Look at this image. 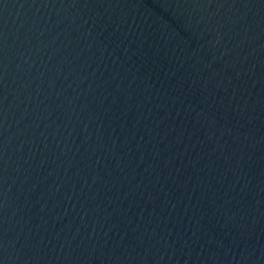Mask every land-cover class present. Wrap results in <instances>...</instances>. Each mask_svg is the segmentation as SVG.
<instances>
[{"label": "water", "instance_id": "water-1", "mask_svg": "<svg viewBox=\"0 0 264 264\" xmlns=\"http://www.w3.org/2000/svg\"><path fill=\"white\" fill-rule=\"evenodd\" d=\"M0 264H264V0H0Z\"/></svg>", "mask_w": 264, "mask_h": 264}]
</instances>
